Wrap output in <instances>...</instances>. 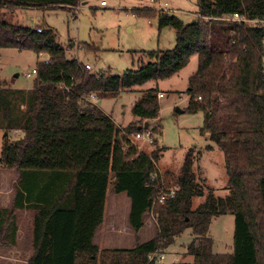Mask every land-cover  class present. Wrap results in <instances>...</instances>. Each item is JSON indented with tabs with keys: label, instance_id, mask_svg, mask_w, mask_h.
Instances as JSON below:
<instances>
[{
	"label": "trees",
	"instance_id": "1",
	"mask_svg": "<svg viewBox=\"0 0 264 264\" xmlns=\"http://www.w3.org/2000/svg\"><path fill=\"white\" fill-rule=\"evenodd\" d=\"M226 1H200L198 11L212 18L189 22L161 10H135L156 18L159 29L173 28L175 46L144 51L148 61L138 69L112 75L68 58L51 29L12 23L4 13L22 7H74L79 0H0V50L48 55L37 61L29 89L15 88L0 77V166L18 174L11 205L0 208V244L17 243V213L30 210L33 252L27 264H158L150 256L187 229L192 240L186 253L194 259L171 264H264V27L218 18L239 11L264 19V0ZM195 54L199 64L189 77L185 111L204 112L203 130L224 153L230 193L216 197L210 189L193 208L194 197L204 191L189 154L173 188L175 197L152 208L163 187L157 165L162 149L139 150L130 135L159 117L160 89L143 91L132 108L136 119L126 126H119L89 96L117 95L172 77ZM12 131L21 135L12 139ZM108 192L127 193L135 232L153 210L156 235L130 249L97 246L94 236L104 220ZM223 214L235 216L233 249L215 253L210 224Z\"/></svg>",
	"mask_w": 264,
	"mask_h": 264
},
{
	"label": "rangeland",
	"instance_id": "2",
	"mask_svg": "<svg viewBox=\"0 0 264 264\" xmlns=\"http://www.w3.org/2000/svg\"><path fill=\"white\" fill-rule=\"evenodd\" d=\"M200 1L203 0H158L155 3L151 0H79V4L74 7H22L4 13L12 23L51 29L55 41L66 49L67 57L90 64L92 71L123 75L129 69H138L142 61H148L144 51L167 50L175 46L176 34L173 28L159 29L156 18L139 15L135 10L155 9L160 2L167 3L170 15L189 22L194 19L191 13L199 7ZM212 1L222 3L225 0ZM247 1L252 3L254 0ZM47 59V54L38 56L32 50L2 48L0 77L16 87L31 88L35 76L28 74L32 73L37 61ZM198 64V55L195 54L189 63L172 77L159 81L151 80L121 91L117 95H107L94 100L105 113L112 115L119 126H126L136 119L132 108L144 90L158 87L164 93V97H158L159 117L146 122L149 126L144 128L150 131L154 142H148L146 135L141 138L133 135L130 137L139 150L150 153L157 147L162 149L157 165L163 177V187L167 189L177 186L176 181L181 177L186 158L189 154L192 155L195 180L201 184L204 191V196L194 197L193 208L205 201L210 189L216 197L230 193L227 187L228 175L224 153L211 140L209 133L203 130L204 112L185 111L189 102L187 93L189 77L196 72ZM178 109L183 112H179ZM18 134V131H12L11 138H17ZM2 135L3 132L0 130V150ZM209 145L212 149H207ZM17 177L14 169L0 166V208L11 205ZM113 180L114 175L111 174L109 188L113 187ZM127 199L125 192L123 194L108 192L104 220L94 238V243L100 248L130 249L156 235L158 225L153 210L147 213L146 224L140 233L135 232L131 225L126 223ZM128 200L130 202V199ZM17 214V243L11 245L4 241L0 244V264H27L32 255L34 214L30 210L18 211ZM112 225H117L118 229L113 230ZM234 231V215L223 214L214 217L209 230L213 240V252H231ZM191 240L192 232L187 229L168 248L160 250L165 254L163 262L171 264L193 261V256L186 253Z\"/></svg>",
	"mask_w": 264,
	"mask_h": 264
},
{
	"label": "built area",
	"instance_id": "3",
	"mask_svg": "<svg viewBox=\"0 0 264 264\" xmlns=\"http://www.w3.org/2000/svg\"><path fill=\"white\" fill-rule=\"evenodd\" d=\"M152 3L158 2V0H151ZM168 4L164 3L161 4V2L159 3V5L157 6V8H155L156 10H161L164 11L166 13L169 14V9L167 8ZM194 18H202V19H208V18H212V17H208V16H204L202 13L197 12L194 15ZM219 19L225 20V21H237V22H244V23H248L252 26H260V27H264V19H260V18H249V16L245 13L239 12V11H233V12H228V13H224L221 16L218 17ZM38 31H41V27H36ZM86 68L87 69H92L90 64H86ZM36 74V68H34L32 70L31 74H28V76L30 75H35ZM158 97L162 98L164 97V93L163 92H159L158 93ZM98 97L95 94H91L89 96V99L91 101L94 102L95 99H97ZM143 135H146V140L150 143H153L154 140L152 138V135L150 133V131L144 129L142 132H138L136 134H134L133 136H136V138H141L143 137ZM131 138V137H130ZM132 139V138H131ZM175 189H167L165 187H162L156 198L154 199V203L152 208L154 207L155 204H164L165 202H167L169 199L174 198L175 197ZM151 259L156 258L158 261V264H165L163 261L165 259V254L162 252H156L154 254H152L150 256Z\"/></svg>",
	"mask_w": 264,
	"mask_h": 264
},
{
	"label": "crops",
	"instance_id": "4",
	"mask_svg": "<svg viewBox=\"0 0 264 264\" xmlns=\"http://www.w3.org/2000/svg\"><path fill=\"white\" fill-rule=\"evenodd\" d=\"M199 10V7L193 12V13H191V15H192V17L194 18V14L195 13H197V12H199L198 11ZM12 86L13 87H15V88H20V87H16L13 83H12ZM24 89H29V88H24ZM161 92V91H160ZM18 135H20V133L18 134ZM124 193V192H123ZM123 193H120V194H123ZM128 196V195H127ZM128 199H130L129 197H128ZM126 200V202H125V212H126V223L128 224L129 223V214H130V210H131V200H130V202H129V200ZM147 215V214H146ZM146 217V216H145ZM130 224V223H129ZM144 224H146V222H145V219H144ZM109 226H110V224H109ZM117 225H112V227L111 228H113V230H115L117 227H116ZM100 227V226H99ZM98 227V228H99ZM144 227V226H143ZM142 227V228H143ZM130 228V227H129ZM141 228V229H142ZM118 229V228H117ZM133 229V228H132ZM141 229L138 231V233H140L141 232ZM144 229V228H143ZM97 231V230H96ZM126 232H128V230H126ZM94 238H95V236H94Z\"/></svg>",
	"mask_w": 264,
	"mask_h": 264
},
{
	"label": "water",
	"instance_id": "5",
	"mask_svg": "<svg viewBox=\"0 0 264 264\" xmlns=\"http://www.w3.org/2000/svg\"><path fill=\"white\" fill-rule=\"evenodd\" d=\"M178 111H179V112H183V110H181V109H178ZM147 126H148V124L146 123V124H145V128H147Z\"/></svg>",
	"mask_w": 264,
	"mask_h": 264
}]
</instances>
